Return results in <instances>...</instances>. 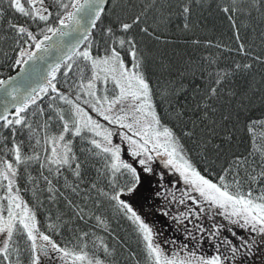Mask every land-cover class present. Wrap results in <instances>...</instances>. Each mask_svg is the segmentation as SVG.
Masks as SVG:
<instances>
[{
	"label": "snow or ice",
	"instance_id": "snow-or-ice-1",
	"mask_svg": "<svg viewBox=\"0 0 264 264\" xmlns=\"http://www.w3.org/2000/svg\"><path fill=\"white\" fill-rule=\"evenodd\" d=\"M114 6L115 0H8L14 17L24 19L23 24L8 21L15 33L13 68L26 69L45 59L57 41L65 46L43 74H36L37 79L42 75V83L25 95L15 87L8 91L16 77L0 79V89L11 97L0 108V264H24L23 251L29 253L28 264H118L109 238L124 244L112 229L109 209L132 225L145 264H223L219 255L204 258L192 252L181 257L169 252L164 247L169 241H160V233L133 207L129 198L140 194L160 161L191 192L264 234V116L242 125L247 152L225 156L240 115L251 103L246 91L227 89V84L237 72L251 71L253 64L202 74L194 89H202L201 99L189 108L183 85L154 89L150 59L138 38L160 40L147 24V13L113 16ZM174 6L187 21L191 0L175 5L166 0L167 13L161 4V16L170 17ZM220 10L235 29L234 15L244 11L240 0ZM4 17L0 9V22ZM234 35L237 54L248 56L239 32ZM67 36L75 42L65 43ZM252 59L264 65V59ZM222 96L229 105L235 102V113L221 110ZM217 164L220 170L214 175L209 165ZM245 185L247 191H241ZM191 192L178 200L172 193L169 203L185 204L187 199L199 207ZM45 202L56 207L57 215L41 231L38 214ZM162 214L169 215L167 206ZM62 232L68 233L66 239L53 238ZM129 255L135 258V253Z\"/></svg>",
	"mask_w": 264,
	"mask_h": 264
},
{
	"label": "trees",
	"instance_id": "trees-1",
	"mask_svg": "<svg viewBox=\"0 0 264 264\" xmlns=\"http://www.w3.org/2000/svg\"><path fill=\"white\" fill-rule=\"evenodd\" d=\"M172 2L175 5L177 0H172ZM180 2L182 3L183 0H180ZM240 2L244 11L234 15L235 29L220 10L221 7L230 4L231 0H191L192 12L187 21L180 15L179 8L175 6L171 9L172 15L170 17L167 15L162 17L160 5L165 4V12L167 13L166 0H157L155 4L152 3V0H115L113 8V16L125 12L135 14L141 10L147 13V24L156 29L160 40L156 41L140 36L138 38L143 40L150 59L149 75L154 89L167 88L171 90L173 87L179 88L183 85L187 89L189 108L195 107L197 101L201 99L199 91H202V89L196 91L194 89L201 83L202 74L220 69L231 71L236 63L253 64L251 71L237 72L231 77V81H234V83L230 81L227 84V89H234L239 92L246 91L247 98L251 100V103L248 109L240 115V126L237 128L233 143L226 148V157L247 152L249 147L248 136L242 130V125L249 118L264 116V65L252 59L253 57L264 59V17L261 16L264 4L258 3L257 0H240ZM0 9H3L5 13L4 20L0 22V79H5L18 71V69L11 66L15 58L13 49L16 43L13 39L15 33L9 29L8 21L23 24L24 19L14 17L8 8V0H0ZM248 11H251V16L247 14ZM185 23L188 24L187 28L184 27ZM236 31L239 32V43H244L248 50V56H241L236 52L238 46L234 35ZM193 41H198V43H193ZM45 100H47V97H45ZM179 103H184L183 95L180 97ZM157 104L159 108L158 98ZM218 106L225 112L235 113L236 111L235 102L229 105L227 97L224 96L218 102ZM219 115L220 113H217V119H219ZM186 143L189 148H193L190 141H186ZM193 159L199 162V157L194 151ZM200 166L203 170L204 165L201 163ZM209 169H214L215 175L220 170L219 164L209 165ZM233 190L235 189L233 188ZM241 191H247V185ZM143 208H145L144 205L140 209ZM152 209H154V215L162 217L157 212L156 207ZM107 212L111 217L112 229L124 244L122 247L121 243L109 238L110 246L116 250L115 260L118 264H137V261H139V264H145L144 253L132 225L122 216L115 215L114 211L109 209ZM45 213L51 215L53 219H47ZM56 215V207L45 202V207L38 214L41 231H47V224L56 222ZM156 221L161 223L165 220L164 218H156ZM223 229L225 230V228H218L219 231H223ZM47 234L51 235L52 233L49 231ZM62 237L66 239L68 233L62 232L60 236H54L53 238L59 241ZM219 239L224 238L214 237L213 244ZM225 239H230L232 248H237L236 252L228 251V253L231 256L236 254L240 257L239 251L242 245L236 244L231 237ZM221 247L217 245L216 255L223 259L225 254L224 248ZM21 249H26V244L23 241H21ZM130 252L135 253V258L129 255ZM28 256L29 253L23 251L24 264H28ZM250 257L249 255L247 259Z\"/></svg>",
	"mask_w": 264,
	"mask_h": 264
},
{
	"label": "rangeland",
	"instance_id": "rangeland-1",
	"mask_svg": "<svg viewBox=\"0 0 264 264\" xmlns=\"http://www.w3.org/2000/svg\"><path fill=\"white\" fill-rule=\"evenodd\" d=\"M154 167L156 174L147 177L139 190L140 194L129 199L146 222L153 225L160 233L159 240L169 241L164 245L166 250L176 251L181 257L189 256L194 252L197 257L211 258L217 256V245H220L224 248L225 254V258L221 257L223 264H264V234L252 231L251 225H245L239 217L225 214L223 209L210 205L198 193L191 192V189L183 183L182 178L172 169L165 167L162 161ZM157 191L161 192V196L156 195ZM186 192H191L198 201L199 207L187 199H185V204L169 203L172 193L178 200L182 193ZM165 196L168 199H165ZM143 205L145 208L140 209ZM165 206L169 212L168 216L162 214ZM153 207H156L162 217L153 214ZM189 209L193 211L189 218L185 219L184 213L189 212ZM156 218H164L165 221L158 223ZM218 228H225V230L219 231ZM216 236L224 238L216 241L217 245L213 244V238ZM229 237L236 244L242 245L239 251L240 257L236 254L233 257L228 253V251L232 252V242L230 239H225ZM249 255L251 257L247 259ZM56 264L60 262L57 260Z\"/></svg>",
	"mask_w": 264,
	"mask_h": 264
},
{
	"label": "water",
	"instance_id": "water-1",
	"mask_svg": "<svg viewBox=\"0 0 264 264\" xmlns=\"http://www.w3.org/2000/svg\"><path fill=\"white\" fill-rule=\"evenodd\" d=\"M64 42H75L72 36L64 37ZM65 44L57 43L53 46L50 52L47 54L45 59L37 61L35 64H32L29 68H24L23 66L18 69L13 75L6 77L2 80H9L13 77L16 79L9 86L8 91H11L13 87L19 89L21 95H25L30 91V87H36L38 83H42V75L37 79L36 74H43L46 71V65L48 63L54 62L55 58L60 56L62 53L58 49L64 48ZM19 73V75H18ZM11 97L7 96L6 92L3 89H0V108L7 101H10Z\"/></svg>",
	"mask_w": 264,
	"mask_h": 264
}]
</instances>
